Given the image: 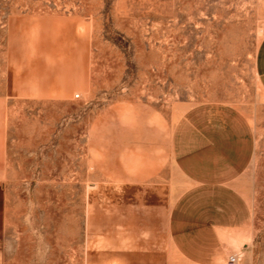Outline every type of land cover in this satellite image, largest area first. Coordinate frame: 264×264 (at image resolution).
Masks as SVG:
<instances>
[{
  "label": "rangeland",
  "instance_id": "1",
  "mask_svg": "<svg viewBox=\"0 0 264 264\" xmlns=\"http://www.w3.org/2000/svg\"><path fill=\"white\" fill-rule=\"evenodd\" d=\"M263 37L262 0H0V106L22 158L33 157L6 187L5 264H86L90 257L84 200L93 164L85 135L62 139L76 116L97 117L86 127L115 113L155 116L167 134L200 104L231 106L253 129L260 232L238 264L246 257L264 264V92L254 69ZM82 62L83 90L74 85ZM44 67L63 75L65 90L74 83L52 106L44 90L35 95L28 86V74ZM148 240L150 254L185 264L165 242L157 251L156 236Z\"/></svg>",
  "mask_w": 264,
  "mask_h": 264
},
{
  "label": "crops",
  "instance_id": "2",
  "mask_svg": "<svg viewBox=\"0 0 264 264\" xmlns=\"http://www.w3.org/2000/svg\"><path fill=\"white\" fill-rule=\"evenodd\" d=\"M45 68L41 74H28L29 90L35 95L44 90L51 97L45 105L58 103L55 97L69 93L74 85L84 89V62L76 72L77 83H69L66 90L63 75ZM254 69L264 92V37ZM45 118L56 122L55 116ZM94 118L78 115L62 132V139L86 136L84 145L93 164L84 200L90 237L86 264L169 263L164 253L150 254L149 234L156 236L157 251L164 250L165 242L167 251L185 264H220L232 253L252 251L260 232L254 216V203L260 199L256 191L261 186L260 165L253 129L238 110L226 105L193 106L167 134L152 120L155 116L115 113L86 127ZM9 131L2 104L0 264H5L6 187L33 159L22 158ZM78 167L83 177L86 164L80 161ZM28 170L34 171L35 165ZM40 180H47L44 173ZM252 261L246 257L241 264Z\"/></svg>",
  "mask_w": 264,
  "mask_h": 264
},
{
  "label": "built area",
  "instance_id": "3",
  "mask_svg": "<svg viewBox=\"0 0 264 264\" xmlns=\"http://www.w3.org/2000/svg\"><path fill=\"white\" fill-rule=\"evenodd\" d=\"M75 97L77 98L79 97V95H76ZM241 258H242V253L240 252L232 253L227 257V264H238Z\"/></svg>",
  "mask_w": 264,
  "mask_h": 264
}]
</instances>
